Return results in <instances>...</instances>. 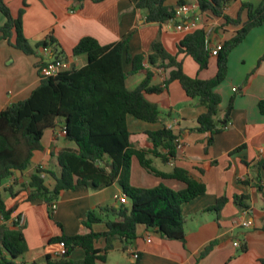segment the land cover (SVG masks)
Instances as JSON below:
<instances>
[{
  "label": "crops",
  "instance_id": "0c3cea01",
  "mask_svg": "<svg viewBox=\"0 0 264 264\" xmlns=\"http://www.w3.org/2000/svg\"><path fill=\"white\" fill-rule=\"evenodd\" d=\"M3 1L14 17L23 10L22 32L31 46L51 35L58 49L67 56L68 62L77 68L84 66L85 60L71 54L83 37H92L103 46L126 40L127 56L131 59L139 54L147 56L156 39L161 41L169 54L176 55L177 44L185 35L175 31L171 24L147 23L146 12L137 9L134 0H84L82 3L74 0ZM184 1L187 5L196 4L195 0ZM260 1L233 2L226 8L225 13L230 18H235L242 2L257 5ZM177 2L178 0H164V5L175 7ZM4 22L5 19L0 16V27ZM199 22H206L211 28L208 36L210 48L229 40L235 31L233 27L220 29L222 20L207 19L206 15H201ZM13 41L14 38H11L10 42ZM51 56L50 53L46 58L40 49L37 56H27L11 47L5 40H0V112L30 95L39 85L35 64L40 59H49ZM123 58L124 71L129 72L131 62L126 61L125 56ZM178 61L182 63L185 74L192 78L206 80L216 73L215 58L210 60L208 69L200 73L191 57L179 55ZM144 66H147L146 60ZM166 76L164 70H155L151 83L158 85ZM143 79V73L127 76L125 87L132 90ZM215 91L221 97L219 118L224 119L229 115V123L221 133L214 136L207 153L204 148L208 135L195 131L197 118L205 108L196 100L188 98L177 82L170 83L167 90L160 94L145 95L161 112L158 123H145L130 116L126 118L131 141L138 149L151 147L147 132L157 131L162 126H171L180 147L176 148L175 158L166 164L151 157L154 168L163 172H169L173 167L182 168L205 185L204 195L182 207V215L186 220L185 243L166 240L157 232L140 226L136 239L128 245V248L138 252L137 260L127 250L122 249V244L117 239L111 242L112 248L105 252L106 241L99 238L94 246L104 255L105 260L95 264L264 262V171L255 168V163L264 158V115L258 109L259 102L264 101V23L250 30L245 39L229 53L227 75ZM62 128L63 126L57 125L44 132L41 139L43 149L32 158L34 166L24 174L14 176L17 181L15 191L27 184L29 172L36 165L57 174L54 156L63 148L74 147L72 143L64 140ZM239 147L242 148L232 153ZM44 180L49 188L55 184L54 179L47 174L44 175ZM9 182H5L3 186H8ZM129 182L137 188H153L160 184L174 191L183 188L176 181H162L148 174L135 159L131 163ZM1 194L6 207L14 208L12 218L17 215L23 217V225L19 229L24 235L27 252L16 263L43 264L46 255L52 256L59 250L58 244L50 243L52 238L61 234L74 236L87 233L88 230L82 226L86 213L97 207H116L122 192L117 184L99 191L77 186L73 190L60 193L52 213L40 201L26 202V192L21 191L14 199L2 191ZM240 195L249 197L246 205L252 225L248 228L239 226L241 214L245 211L240 210L235 203V197ZM222 196L226 197L227 202L218 214L205 212L214 207L217 199ZM126 206H129V201ZM91 230L103 233L105 226L93 224ZM211 242H215L211 252L199 259L204 247ZM234 242H239L240 247H234ZM244 247L245 251H242ZM69 258L80 264L84 251L74 249Z\"/></svg>",
  "mask_w": 264,
  "mask_h": 264
},
{
  "label": "trees",
  "instance_id": "16d2710c",
  "mask_svg": "<svg viewBox=\"0 0 264 264\" xmlns=\"http://www.w3.org/2000/svg\"><path fill=\"white\" fill-rule=\"evenodd\" d=\"M74 1L82 3L84 0ZM195 1L200 15H206L207 19L222 20L220 29H235L233 36L221 44L217 56L211 55L213 48L209 45L207 21L203 27L183 36L177 44L176 55L169 54L161 41L156 39L147 56L139 54L130 59L127 56L126 40L103 46L92 37H83L73 48L71 56L83 57L84 66L77 68L70 64L68 70L55 77H39V85L26 99L0 112V264H17L16 260L27 252L20 227L15 229L17 222L12 218L14 208L6 207L1 191L12 199L21 191L26 192V202L40 201L50 213L54 211L52 206L56 205L60 193L77 186L99 191L117 184L122 195L127 197L129 206L118 202L116 207H97L88 211L82 221L87 233L74 236L61 234L52 238L50 243L63 244L65 252L60 257L46 255L43 264H77L69 258L72 250L77 248L84 251L80 264L104 261V255L94 246L99 238L106 241L105 252L112 248L111 242L115 239L126 251L128 245L136 239L140 226L157 232L166 240L185 243L186 220L182 215V207L204 195L205 185L182 168L173 167L169 172L154 168L152 158L166 164L176 156L177 136L172 130L162 126L157 131L147 132L151 147L138 149L131 141L126 118L130 116L145 123H158L161 112L145 95L160 94L167 90L170 83L177 82L188 98L196 100L205 108L197 118L195 131L208 135L204 148L207 153L214 136L221 133L229 123V115L224 119L219 118L221 97L215 91L227 75L229 53L245 39L250 30L264 23V0L257 5L242 2L235 18L227 16L225 10L239 0ZM134 2L137 9L146 12L147 23L158 25L170 21L176 8L187 5L184 0H178L175 7H166L164 0ZM22 13L23 10L14 17L4 1L0 0V14L5 19L0 27V40H5L27 56H37L40 48H48L52 54L49 60L68 62L67 56L58 49L51 35L34 46L29 44L22 32ZM11 38H14L13 43L10 42ZM179 55L191 57L199 73L207 70L210 60L215 58V75L206 80L187 76L182 63L178 61ZM123 56L131 62L129 72L124 71ZM45 61L40 59L35 68L38 69ZM158 69L164 70L167 76L160 84L153 85L154 72ZM135 73H143L144 79L136 88L128 90L125 87L126 77ZM258 109L264 115V101L259 102ZM57 125L63 126L64 140L74 145L73 148L61 149L54 156L57 174L36 165L29 172L27 184L15 191L17 181L14 176L27 172L34 154L43 149L41 139L44 132ZM132 159L148 174L162 181H176L183 188L174 191L162 184L153 188L132 186L129 182ZM255 168L264 171V158L255 163ZM46 174L55 181L52 188L45 184ZM7 181H10L9 185L4 187ZM257 188L260 189L259 186ZM247 200V195L235 197V203L242 211L249 209ZM226 202V197L222 196L217 199L214 207L205 212L218 214ZM93 224H103L105 231L93 232ZM214 245L215 242H211L205 246L199 259L208 255ZM242 251H245V247ZM261 264L264 262L261 261Z\"/></svg>",
  "mask_w": 264,
  "mask_h": 264
},
{
  "label": "built area",
  "instance_id": "2783aa9c",
  "mask_svg": "<svg viewBox=\"0 0 264 264\" xmlns=\"http://www.w3.org/2000/svg\"><path fill=\"white\" fill-rule=\"evenodd\" d=\"M198 11L199 10L197 4L182 5L176 8L174 17L166 24H171L172 28L179 33H183V34L189 33L197 28L204 26L203 22L202 23L199 22L201 15H197L196 12ZM210 31L211 28H209L207 25V35L210 34ZM220 49H221V45L213 47V49L211 50V55L214 57L217 56ZM40 51L46 58L50 54V50L48 48H41ZM69 65H70L69 62L46 59L45 63L42 66H40L37 69V71L39 77H43V78L55 77L59 73L68 70ZM166 128L170 130L172 129L171 126H166ZM176 143H177V148L180 147L179 142L176 141ZM118 202L126 205L128 204V199L126 196L121 195L118 199ZM55 208L56 205L52 206V210H55ZM14 219L17 222V226H16L17 228L23 225V217L21 215H17ZM251 225H252V221L249 219V212L248 210H245L241 214V220L239 222V226L248 228ZM147 241L149 242V240ZM233 245L236 248L240 247L239 242H234ZM58 246H59V250L52 255L53 257H60L65 252V248L63 244H58ZM127 251L134 260H137L139 258L138 252H136L133 248L129 247Z\"/></svg>",
  "mask_w": 264,
  "mask_h": 264
},
{
  "label": "rangeland",
  "instance_id": "374dc122",
  "mask_svg": "<svg viewBox=\"0 0 264 264\" xmlns=\"http://www.w3.org/2000/svg\"><path fill=\"white\" fill-rule=\"evenodd\" d=\"M0 16L3 18V16H2L1 14H0ZM3 19H4V18H3ZM40 50H41V48H40ZM132 162H134V159L131 160V163H132Z\"/></svg>",
  "mask_w": 264,
  "mask_h": 264
},
{
  "label": "water",
  "instance_id": "95a60500",
  "mask_svg": "<svg viewBox=\"0 0 264 264\" xmlns=\"http://www.w3.org/2000/svg\"><path fill=\"white\" fill-rule=\"evenodd\" d=\"M197 15H200V11L197 12ZM228 113V112H227ZM31 166H34V164H31Z\"/></svg>",
  "mask_w": 264,
  "mask_h": 264
}]
</instances>
